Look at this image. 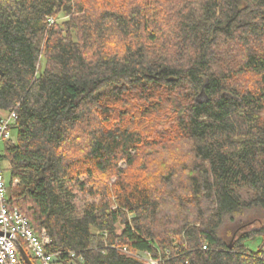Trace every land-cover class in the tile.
Masks as SVG:
<instances>
[{
  "label": "trees",
  "instance_id": "1",
  "mask_svg": "<svg viewBox=\"0 0 264 264\" xmlns=\"http://www.w3.org/2000/svg\"><path fill=\"white\" fill-rule=\"evenodd\" d=\"M11 113L9 207L62 263L264 264V0H0Z\"/></svg>",
  "mask_w": 264,
  "mask_h": 264
},
{
  "label": "built area",
  "instance_id": "2",
  "mask_svg": "<svg viewBox=\"0 0 264 264\" xmlns=\"http://www.w3.org/2000/svg\"><path fill=\"white\" fill-rule=\"evenodd\" d=\"M15 121L14 113L0 116V144L11 138V125ZM17 181L15 180L13 184ZM8 180L0 162V264H19L21 260L17 242L23 247L28 257L38 264H64L60 261V252L49 253L45 246L49 238L44 231L35 232L27 218L11 209L8 204ZM74 256V253H70ZM150 264L157 261L147 257ZM33 262V261H32Z\"/></svg>",
  "mask_w": 264,
  "mask_h": 264
},
{
  "label": "rangeland",
  "instance_id": "3",
  "mask_svg": "<svg viewBox=\"0 0 264 264\" xmlns=\"http://www.w3.org/2000/svg\"><path fill=\"white\" fill-rule=\"evenodd\" d=\"M11 138H12V141L14 142L16 139V132H14V131L11 132ZM1 148H2V144H0V150H1ZM6 179L8 180L7 174H6ZM110 181L113 182L114 178H111ZM250 217H251L250 221H248L247 226H245V227H247V229H249L252 226L262 225L264 223V211H260L258 213H253ZM38 233H40V232H38ZM259 244H260V241L255 240V241L248 243V246L250 249L256 250L257 247L259 246ZM32 261L34 264H38L35 260H32ZM19 264H24V263L22 262V260H20Z\"/></svg>",
  "mask_w": 264,
  "mask_h": 264
},
{
  "label": "water",
  "instance_id": "4",
  "mask_svg": "<svg viewBox=\"0 0 264 264\" xmlns=\"http://www.w3.org/2000/svg\"><path fill=\"white\" fill-rule=\"evenodd\" d=\"M17 246H18V250H19V254H20V257H21L22 262L24 264H34L32 262V260L28 257V255L25 252V250L23 249V247L18 242H17Z\"/></svg>",
  "mask_w": 264,
  "mask_h": 264
}]
</instances>
